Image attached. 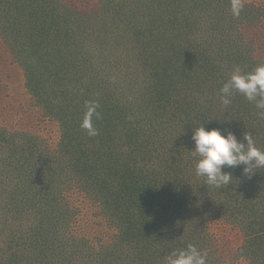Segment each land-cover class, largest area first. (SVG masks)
<instances>
[{
	"label": "trees",
	"instance_id": "16d2710c",
	"mask_svg": "<svg viewBox=\"0 0 264 264\" xmlns=\"http://www.w3.org/2000/svg\"><path fill=\"white\" fill-rule=\"evenodd\" d=\"M241 29L258 38L246 43ZM0 31L61 127L54 152L0 127V264H165L189 244L223 264L199 220L211 212L243 233L237 257L264 264V168L249 178L225 166L233 178L216 188L196 175L192 152L202 125L238 140L249 132L264 150L255 102L220 98L234 68L264 65L254 57L264 4L237 18L230 0H0ZM89 101L99 103L96 136L80 126ZM74 187L115 230L110 241L75 233Z\"/></svg>",
	"mask_w": 264,
	"mask_h": 264
},
{
	"label": "rangeland",
	"instance_id": "374dc122",
	"mask_svg": "<svg viewBox=\"0 0 264 264\" xmlns=\"http://www.w3.org/2000/svg\"><path fill=\"white\" fill-rule=\"evenodd\" d=\"M253 4H264V0H244V5ZM241 31L245 35L246 43L254 42L258 38L256 30L241 29ZM3 44L4 41L0 35V127L12 133L24 134L29 139H36V147L40 152H54L60 145L61 127L58 122L47 117L41 107L36 105L33 95L26 88L22 69L14 63L9 51L2 47ZM259 44L264 47V41ZM261 55H264V50H260V53L255 54L254 57L264 58L258 57ZM74 195L70 204L77 211L74 223L75 233L78 235L86 233V236H91L90 243L95 247H98L100 241L105 238L110 241L114 237L115 230L110 227L104 215L99 213L100 208L97 205L91 207L88 202L83 203V197L77 187H74ZM210 196L211 193H205L201 197L205 199ZM195 201L193 200V202ZM199 202L203 203L204 201ZM203 215H200L199 219L202 223L204 222L202 228L215 245L214 251L218 258H222L223 264H252L251 259L237 257L244 244V236L239 228L223 219L214 217L215 213L213 212Z\"/></svg>",
	"mask_w": 264,
	"mask_h": 264
},
{
	"label": "clouds",
	"instance_id": "9594fccd",
	"mask_svg": "<svg viewBox=\"0 0 264 264\" xmlns=\"http://www.w3.org/2000/svg\"><path fill=\"white\" fill-rule=\"evenodd\" d=\"M231 12L239 17L244 8V0H230ZM242 94L249 102H255L258 115L264 118V65L254 71L243 73L239 67L233 69L229 80L220 89L221 103L228 106L233 93ZM98 102H86V111L81 128L89 136L99 134L94 126L93 118H100ZM192 140L195 142L193 154L198 156L196 175L206 177V184L216 188L230 185L232 174L224 171V167L232 168L243 165V173L251 178L256 170L264 168V150L256 147L249 132L244 133L243 140H238L235 133L219 129L207 130L204 125L194 129ZM246 141V143H245ZM165 264H208L207 252H201L196 245L174 250L165 258Z\"/></svg>",
	"mask_w": 264,
	"mask_h": 264
}]
</instances>
